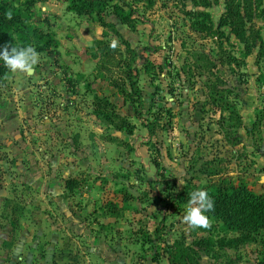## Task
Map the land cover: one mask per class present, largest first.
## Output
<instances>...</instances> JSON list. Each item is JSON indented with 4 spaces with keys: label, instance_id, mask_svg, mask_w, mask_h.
Instances as JSON below:
<instances>
[{
    "label": "rangeland",
    "instance_id": "374dc122",
    "mask_svg": "<svg viewBox=\"0 0 264 264\" xmlns=\"http://www.w3.org/2000/svg\"><path fill=\"white\" fill-rule=\"evenodd\" d=\"M12 1L28 25L56 38L59 55L54 62L31 45L40 54L34 69L0 77V264H167L157 227L166 243L205 235L182 223L187 204L173 207L188 181L226 177L264 192V58L257 47L245 56L228 27L216 31L225 0H113L136 24L104 16L136 51L141 115L110 85L117 52L108 78L96 75L95 41L116 39L125 56L118 36L70 0ZM247 7L249 39L264 35V0ZM198 11L209 12L211 29L193 24ZM95 94L134 124L131 133L96 116ZM227 101L241 124L222 114ZM69 177L79 180L73 191ZM108 202L125 208L120 217L105 211ZM259 245L224 247L216 260L201 251L199 263L258 264Z\"/></svg>",
    "mask_w": 264,
    "mask_h": 264
},
{
    "label": "trees",
    "instance_id": "16d2710c",
    "mask_svg": "<svg viewBox=\"0 0 264 264\" xmlns=\"http://www.w3.org/2000/svg\"><path fill=\"white\" fill-rule=\"evenodd\" d=\"M135 1L147 6L152 4V0ZM70 2V7L75 13L95 18L104 29V34H107L106 31L109 30L120 38V45L125 50V56L119 46L115 50L110 48V41L103 38L95 41V52L93 51L92 55L98 58L96 75H99L97 76L99 79L108 78L106 74L111 71L109 63L113 61V56L117 52L120 57L115 58V66L119 69V77L109 80L110 85L126 102L132 105L135 114L141 115L139 111L142 107L141 93L137 86V72L134 71L136 51L127 40L120 36L113 23L104 20V16L110 13L116 16L122 24L134 30L136 24L132 17V11L125 9L126 4L113 2V0H70ZM249 2L250 0H225L224 11L219 18L216 31L220 32L222 27H228L230 33L244 44L245 56L250 55L252 49L257 47L258 59L264 58V35L258 31L249 39L245 29V24L251 21L252 15V10L247 7ZM201 5L207 7L210 5V1L201 0ZM260 12L263 13L264 10ZM9 13L11 19L8 18ZM195 15L193 24L197 29H211L209 12L198 11ZM5 44H8L9 47L11 45L17 47L33 45L38 51H43L54 59V62L59 55L56 38L48 31L28 25L22 17L21 9L12 0H0V48ZM103 70L107 72L105 73ZM7 72L3 62L0 61V77ZM68 81L72 85L71 80ZM75 83L73 81V85ZM93 105L96 116L103 118L112 128L125 130L128 133L132 132L134 124L126 116L118 113L115 104L109 99L95 94ZM221 107L222 114L228 113L227 122L234 119L238 120V124H241V115L232 102H224ZM144 126L150 134L155 132L156 128L153 122H146ZM153 163L156 167L159 166L157 160L153 159ZM191 181L186 183L184 190L171 197L173 207L175 210H179L182 205L187 204L190 192L200 188L206 189L214 201V210L206 213L210 218L211 227L197 228L205 235L196 236L190 243H186L184 235L171 243H166L161 237L160 227H157L155 230L156 240L161 241L165 247L167 264H200L201 251L216 260L218 259L217 250L224 247L237 249L242 244L256 241L260 242L259 251L262 254L258 264H264V192H254L244 183L233 182L232 179L226 177H220L219 180H212L206 184H193ZM78 182L79 180L75 178H67L65 189L73 191L78 186ZM124 209L117 202H108L105 211L110 216L118 218ZM158 259L157 255L152 257L153 262H158Z\"/></svg>",
    "mask_w": 264,
    "mask_h": 264
},
{
    "label": "clouds",
    "instance_id": "9594fccd",
    "mask_svg": "<svg viewBox=\"0 0 264 264\" xmlns=\"http://www.w3.org/2000/svg\"><path fill=\"white\" fill-rule=\"evenodd\" d=\"M11 19V14H8ZM119 46L116 39H112L109 47L115 50ZM40 54L31 46H10L5 44L0 48V61L9 73H30L39 62ZM189 198L181 220L188 230L196 228H210V218L206 213L214 210V201L206 189L200 188L188 194Z\"/></svg>",
    "mask_w": 264,
    "mask_h": 264
}]
</instances>
